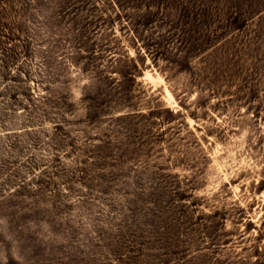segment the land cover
Masks as SVG:
<instances>
[{
	"label": "rangeland",
	"instance_id": "374dc122",
	"mask_svg": "<svg viewBox=\"0 0 264 264\" xmlns=\"http://www.w3.org/2000/svg\"><path fill=\"white\" fill-rule=\"evenodd\" d=\"M0 264H264V0H0Z\"/></svg>",
	"mask_w": 264,
	"mask_h": 264
}]
</instances>
